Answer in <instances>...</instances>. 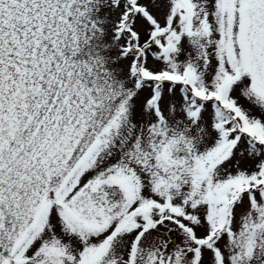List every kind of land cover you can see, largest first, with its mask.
I'll use <instances>...</instances> for the list:
<instances>
[{
	"label": "rangeland",
	"instance_id": "374dc122",
	"mask_svg": "<svg viewBox=\"0 0 264 264\" xmlns=\"http://www.w3.org/2000/svg\"><path fill=\"white\" fill-rule=\"evenodd\" d=\"M0 50V264H264V0H1Z\"/></svg>",
	"mask_w": 264,
	"mask_h": 264
},
{
	"label": "trees",
	"instance_id": "16d2710c",
	"mask_svg": "<svg viewBox=\"0 0 264 264\" xmlns=\"http://www.w3.org/2000/svg\"><path fill=\"white\" fill-rule=\"evenodd\" d=\"M8 40L2 39L5 42L4 44ZM16 48L18 49L15 46V50ZM23 48L28 51L32 46L26 44L23 45ZM39 86L31 80L27 55L20 58L15 56L14 53L0 50V131L2 130L5 133L4 128L5 130L8 128L7 124H13L15 120L21 118L22 113L20 114V112L23 109L25 110L26 106L31 103L34 88ZM47 86L50 89L49 84ZM45 92L48 95V89ZM35 102L38 103V101Z\"/></svg>",
	"mask_w": 264,
	"mask_h": 264
},
{
	"label": "water",
	"instance_id": "95a60500",
	"mask_svg": "<svg viewBox=\"0 0 264 264\" xmlns=\"http://www.w3.org/2000/svg\"><path fill=\"white\" fill-rule=\"evenodd\" d=\"M187 153V149L185 147L175 146L172 148L171 155L174 157H179V155Z\"/></svg>",
	"mask_w": 264,
	"mask_h": 264
},
{
	"label": "flooded vegetation",
	"instance_id": "af4514ba",
	"mask_svg": "<svg viewBox=\"0 0 264 264\" xmlns=\"http://www.w3.org/2000/svg\"><path fill=\"white\" fill-rule=\"evenodd\" d=\"M181 157V156H180Z\"/></svg>",
	"mask_w": 264,
	"mask_h": 264
}]
</instances>
